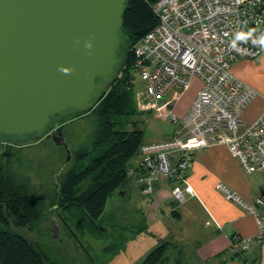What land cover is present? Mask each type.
<instances>
[{
    "label": "built area",
    "instance_id": "1",
    "mask_svg": "<svg viewBox=\"0 0 264 264\" xmlns=\"http://www.w3.org/2000/svg\"><path fill=\"white\" fill-rule=\"evenodd\" d=\"M151 6L158 21L132 46V66L146 101L157 110L169 107L173 130L167 139L140 144L138 164L129 172L139 173L141 192L151 194L154 182L165 179L176 183L171 194L184 202L193 195L187 171L194 152L214 144L226 146L245 173L264 175V110L250 123L242 119L259 93L231 69L235 59L257 58L264 49L256 41L264 32V0H154ZM242 30H253L252 36L238 37ZM193 78L200 88L182 116L173 100L159 104ZM216 189L256 221L254 236L229 239L231 255L242 257L264 241V193L248 202L222 182Z\"/></svg>",
    "mask_w": 264,
    "mask_h": 264
},
{
    "label": "water",
    "instance_id": "2",
    "mask_svg": "<svg viewBox=\"0 0 264 264\" xmlns=\"http://www.w3.org/2000/svg\"><path fill=\"white\" fill-rule=\"evenodd\" d=\"M125 2L0 0V142L50 138L68 162L61 121L90 112L115 80L126 57Z\"/></svg>",
    "mask_w": 264,
    "mask_h": 264
},
{
    "label": "trees",
    "instance_id": "3",
    "mask_svg": "<svg viewBox=\"0 0 264 264\" xmlns=\"http://www.w3.org/2000/svg\"><path fill=\"white\" fill-rule=\"evenodd\" d=\"M153 2L126 0L120 28V35L125 36L123 50L126 57L115 80L108 85L105 94L90 112L72 113L61 121L66 124L90 115L92 132L89 145L77 148L72 153L73 164L64 172L58 185L55 210L65 232L69 235L72 232L75 236L88 234L103 243L100 248L103 254L112 256L117 255L125 245L113 223L114 215L104 213V210L113 191L124 185L129 177L130 160L139 153L138 148L143 143V131L136 128L138 120L131 119L139 114L133 99L131 50L134 43L158 21L152 10ZM126 43H129L128 50ZM129 121L132 123L130 129L127 127ZM38 139L43 138L35 140ZM12 154V148L8 146L0 149V223L40 231L46 214L43 197L12 168ZM141 229H145L144 224H139L137 230ZM47 235L48 239L55 240L51 233ZM84 248L89 254L88 248ZM169 248L170 242H161L145 255L142 264H166ZM231 257L245 264H256L258 260L257 256L250 260L245 255ZM87 258L89 263L94 261L91 254ZM0 264L62 263L51 260L46 248L38 241L0 228Z\"/></svg>",
    "mask_w": 264,
    "mask_h": 264
},
{
    "label": "rangeland",
    "instance_id": "4",
    "mask_svg": "<svg viewBox=\"0 0 264 264\" xmlns=\"http://www.w3.org/2000/svg\"><path fill=\"white\" fill-rule=\"evenodd\" d=\"M243 59L245 60L242 63L243 73L250 77V82L258 93H264V64H259L257 58ZM132 75L133 99L139 114L134 115L131 119L138 120L136 128L143 131V142L171 137L169 134L173 130V125L167 117L169 107H161L158 110L152 107L146 101L139 75L134 71ZM199 87L200 81L194 78L186 89L177 94H174V91L170 92L160 100L159 104L173 100V110L178 116L189 104ZM131 124L130 121L127 124L129 129ZM91 132L92 118L90 115L74 119L64 125L62 134L71 154L67 163H65V148L55 144L50 138L41 140L22 138V140L0 142V149L6 146L12 148V168L16 169L20 177L38 195L43 197L42 204L46 208L45 219L39 227L40 231L18 228L12 223H0V228L21 233L33 241H38L46 248L51 260H58L62 264H142L145 255L161 242L149 233L151 228L149 230L146 228L137 230L139 224H142L138 223L141 221V214L137 210L140 209V202L144 197L140 196L134 175H130L124 185L113 191L104 210V213L114 215L113 223L117 227V233L123 237L125 246L117 255L103 254L100 251L103 243L93 239L88 234L75 236L70 232L69 235L65 232L64 225L55 210L58 185L64 172L73 164L72 153L77 148L89 145ZM9 150L11 151V149ZM137 155L130 160L133 164L139 158V153ZM123 189L125 196L121 197L119 191ZM53 224L56 225V236H53L51 231ZM48 233H51L54 241L48 239ZM84 246L88 248L89 254L84 250ZM83 251L88 257L91 254L94 261L89 263Z\"/></svg>",
    "mask_w": 264,
    "mask_h": 264
},
{
    "label": "crops",
    "instance_id": "5",
    "mask_svg": "<svg viewBox=\"0 0 264 264\" xmlns=\"http://www.w3.org/2000/svg\"><path fill=\"white\" fill-rule=\"evenodd\" d=\"M257 59L259 64H264V49ZM243 61L242 57L235 59L231 69L236 76L254 87L250 77L242 71ZM263 96V92L259 93L243 109V122L254 121L264 110ZM189 104L178 116L187 111ZM170 135L172 136V132ZM138 161L139 158L135 164L130 161L129 169L135 168ZM130 175H134L140 196L144 197L140 202V209H136L141 214L139 223L144 224L147 230L151 228L149 233L155 239L171 243L167 264H245L231 257L229 239L233 234L241 237L254 236L257 232L256 221L253 215L245 212L239 205L225 200L217 191L216 185L222 182L246 201L252 202L257 195L264 193L262 173H245L226 146L214 144L194 152L187 171V181L193 195L182 203H178L171 194L175 182L159 179L154 182L153 192L144 194L140 189L139 173L129 172ZM121 191L123 193L119 195L124 197L125 190ZM262 212L264 215V209ZM245 256L249 260L257 256L256 264H264V241L245 253Z\"/></svg>",
    "mask_w": 264,
    "mask_h": 264
},
{
    "label": "clouds",
    "instance_id": "6",
    "mask_svg": "<svg viewBox=\"0 0 264 264\" xmlns=\"http://www.w3.org/2000/svg\"><path fill=\"white\" fill-rule=\"evenodd\" d=\"M252 32H253V30H249L247 32L242 30V31L237 33V36L238 37H251L252 36ZM256 41L259 44H261L262 46H264V32L260 33V35L256 38ZM85 47L88 48V49H91L92 48V41L91 40L87 41L86 44H85ZM59 70L61 72L65 73V74H68V73L71 72V70L69 68H66L64 66H61V68Z\"/></svg>",
    "mask_w": 264,
    "mask_h": 264
}]
</instances>
